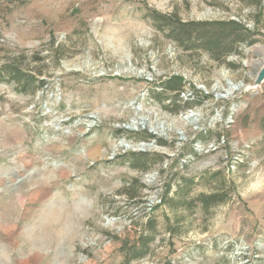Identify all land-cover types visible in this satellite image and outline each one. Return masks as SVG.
Returning a JSON list of instances; mask_svg holds the SVG:
<instances>
[{
  "label": "rangeland",
  "instance_id": "obj_1",
  "mask_svg": "<svg viewBox=\"0 0 264 264\" xmlns=\"http://www.w3.org/2000/svg\"><path fill=\"white\" fill-rule=\"evenodd\" d=\"M250 1L0 0V71L45 81L0 76V264H264V0ZM151 10L235 19L258 41L218 61Z\"/></svg>",
  "mask_w": 264,
  "mask_h": 264
},
{
  "label": "trees",
  "instance_id": "obj_2",
  "mask_svg": "<svg viewBox=\"0 0 264 264\" xmlns=\"http://www.w3.org/2000/svg\"><path fill=\"white\" fill-rule=\"evenodd\" d=\"M251 3H255L259 8L261 7L262 0H253ZM150 17L156 24L159 30L167 31L168 36L185 50H203L211 55L215 60L221 61L226 56L239 52V46L241 44L253 45L258 40L256 34L241 21L235 19L229 20H213V21H188L183 22L174 15L162 14L156 10L150 11ZM0 71V76L5 72H8L12 77V80L17 84L23 85V92H27L25 84L31 82H37L35 87L40 88L45 84V81L36 79L32 74L22 70L17 63L4 67ZM184 87V79L180 76H173L163 83L164 92H173L177 96L182 92ZM164 98H160L163 102ZM150 138H156L151 135ZM160 145L167 144L166 141L158 139ZM134 164L137 168L142 170L148 169L146 165V154L139 153L134 154ZM162 159V157H160ZM193 180L185 181L187 188H190L193 184ZM190 189H187L189 193ZM205 209L222 203L226 200L221 194H200L196 197ZM152 224V223H150ZM150 232L154 231V226L150 227ZM153 241V236L150 234H141L138 240L132 247L125 248V263L129 262V255L131 254V260H137L146 256L150 250V244Z\"/></svg>",
  "mask_w": 264,
  "mask_h": 264
},
{
  "label": "water",
  "instance_id": "obj_3",
  "mask_svg": "<svg viewBox=\"0 0 264 264\" xmlns=\"http://www.w3.org/2000/svg\"><path fill=\"white\" fill-rule=\"evenodd\" d=\"M263 83H264V65H262L261 70L257 74L256 82L253 88H257L261 86Z\"/></svg>",
  "mask_w": 264,
  "mask_h": 264
},
{
  "label": "bare ground",
  "instance_id": "obj_4",
  "mask_svg": "<svg viewBox=\"0 0 264 264\" xmlns=\"http://www.w3.org/2000/svg\"><path fill=\"white\" fill-rule=\"evenodd\" d=\"M133 125L135 127L143 126V125H145V121H134ZM154 132H157V131L154 129ZM139 148H143L145 150V149H149V146L148 145H140Z\"/></svg>",
  "mask_w": 264,
  "mask_h": 264
}]
</instances>
